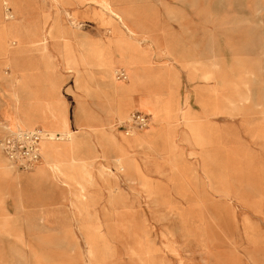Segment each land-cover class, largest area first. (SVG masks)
Wrapping results in <instances>:
<instances>
[{
    "label": "rangeland",
    "instance_id": "rangeland-1",
    "mask_svg": "<svg viewBox=\"0 0 264 264\" xmlns=\"http://www.w3.org/2000/svg\"><path fill=\"white\" fill-rule=\"evenodd\" d=\"M109 1L135 35L97 0H0L11 84L35 62L73 119L54 124L50 93L13 92L0 138L44 139L30 170L0 148V264H264V0ZM71 138L79 152L57 154Z\"/></svg>",
    "mask_w": 264,
    "mask_h": 264
},
{
    "label": "crops",
    "instance_id": "crops-1",
    "mask_svg": "<svg viewBox=\"0 0 264 264\" xmlns=\"http://www.w3.org/2000/svg\"><path fill=\"white\" fill-rule=\"evenodd\" d=\"M19 1H21L23 4L25 2V0H19ZM6 12H7V14L10 13V11L8 9L5 10L3 13H6ZM120 13L122 14L121 11H120ZM10 18L11 17H8V19H10ZM19 18H22V17H19ZM76 20H77V18H76ZM124 23H125V25H130V24H132V25L136 24L137 25L138 22L137 21L136 22H132V21L127 22L126 21ZM130 40H129L130 42H132V40H135V42L137 41L134 38H132ZM153 40H155V39H153ZM104 41H105V39H104ZM126 42H127V38H126ZM26 53L27 52H23L22 53V59H26V57H31L30 55L26 56ZM4 59H5L4 56H0V69H1L2 66H4ZM24 61H26V60H24ZM27 63L31 64V67H32V68H30L31 70H29V71L27 70L25 72H22V74L16 75L15 76L16 82L13 83V84H11V81L9 80L10 77H9V73L8 72H9L10 68H7V67L4 66L7 69L6 71L3 70V73L5 72L6 76L5 77L3 76L4 78L0 76V79H3V80L6 81L4 85H2V83H0V99L3 102V105L0 106V118L3 119L2 121L3 122L6 121V122L12 123L14 121V119H15V116H16V113H17V108H16V105H15V98H14V94H13L15 89H17L18 91H21L22 89L28 88V89H33V90H36V91H42V92H45V93L54 94V97H55V99L58 102V103L56 102L57 108L60 109L64 114H66L67 119H68L69 124H70L71 120H73V119L69 118L68 113H67L66 108H65L64 101H63L64 99H62V95L60 96V93H58L60 84L57 83L58 84L57 85L56 83L53 84L52 82H47L48 81L47 71L44 72L43 69H41L42 67L38 66V64H36L33 61L27 60ZM45 68H48V67H45ZM3 73H0V75H2ZM70 73L74 77V71L71 70ZM76 85H77V83H76ZM4 94L6 95V101L1 96V95H4ZM157 105H158V103H157ZM164 107H165V103H164ZM122 110H124V109H122L120 107V112L119 113H121ZM127 110L128 109H125V112ZM159 110H160V108H159ZM160 113H162V116H163L164 108H163L162 111H160ZM4 114L6 115V117H5ZM35 122H36V124H40L41 120H36ZM70 126H71V124H70ZM29 129H40L41 130L42 128L38 127V126H34L32 128H29ZM6 133L7 132H5V134ZM149 133H150V131L148 133L140 135V136L141 137H148ZM57 135H59V134H57ZM34 167H36V165ZM77 167H80V166L77 165L73 169L65 171L60 176V177H62V180H63L64 183L67 184L69 181H71V178L73 177L74 169H76ZM34 170H35V168H34ZM50 176L51 175L49 174V172L47 170L40 169V170H38V174L37 175L28 178L27 181L34 182V181H37V180H40V179L49 178ZM60 177H57V178H60Z\"/></svg>",
    "mask_w": 264,
    "mask_h": 264
},
{
    "label": "built area",
    "instance_id": "built-area-1",
    "mask_svg": "<svg viewBox=\"0 0 264 264\" xmlns=\"http://www.w3.org/2000/svg\"><path fill=\"white\" fill-rule=\"evenodd\" d=\"M120 76L123 74L120 73ZM129 122L142 128L147 125L148 117L142 113H134ZM43 139L44 135L40 129H16L0 138V148L12 165L22 170H30L41 160Z\"/></svg>",
    "mask_w": 264,
    "mask_h": 264
},
{
    "label": "bare ground",
    "instance_id": "bare-ground-1",
    "mask_svg": "<svg viewBox=\"0 0 264 264\" xmlns=\"http://www.w3.org/2000/svg\"><path fill=\"white\" fill-rule=\"evenodd\" d=\"M97 2H99L100 3V5L104 8V7H106L107 9H108V11H109V13L111 14V15H114V16H116V18L118 19V20H120V21H122V17H121V15H120V13L118 12V11H115V10H113V8H111L110 7V1L109 0H97ZM20 4H16V6H17V8H20L21 6H19ZM101 9V8H100ZM104 12V11H103ZM12 16V15H11ZM2 17H3V15H2ZM49 17V16H48ZM0 20H3V19H0ZM58 20V19H57ZM5 23V22H4ZM122 23H123V25L125 26V29L128 31V32H130L131 33V35H135L136 33L134 32V29L133 28H131L130 26H128V25H125V23L122 21ZM6 26V25H5ZM52 31V30H51ZM5 32V31H4ZM13 32V31H12ZM43 34H42V38H41V40L40 41H42V40H46V33L45 32H42ZM34 35H32V37H34L33 39L32 38H30V40L34 43V44H37L38 43V38L36 39V37H35V33H33ZM38 34H39V32H38ZM38 34L36 35V36H38ZM31 35V34H30ZM50 35V34H49ZM8 36V35H7ZM48 36V35H47ZM126 36V35H125ZM131 38H136V37H131ZM10 39V38H9ZM14 39V38H13ZM23 40H24V38H23ZM7 41V40H6ZM109 41H110V39H109ZM26 42V41H25ZM4 43H6L5 41H4ZM22 43V42H21ZM1 44V43H0ZM30 44V43H29ZM22 47V46H21ZM43 47V46H42ZM64 48H66V44L64 43L63 44V48H62V51L61 52H63V50H65ZM71 48V47H70ZM38 50V49H37ZM39 51V50H38ZM47 51V50H46ZM18 52V51H17ZM40 53H44V50H42V51H39ZM2 53V52H1ZM22 53V52H21ZM90 55V54H89ZM49 56V55H48ZM67 56V55H66ZM65 56V57H66ZM69 59V58H68ZM67 59V60H68ZM84 59V58H83ZM50 60V59H49ZM52 60V59H51ZM66 60V61H67ZM99 60V59H98ZM86 62V61H85ZM83 63V62H82ZM86 65H87V63H85ZM91 64H93V62L91 61ZM100 64V63H99ZM102 65H103V63H101ZM70 65V64H69ZM89 65V64H88ZM99 66V65H98ZM106 66V65H105ZM45 67H47V66H45ZM86 68V67H85ZM105 70V69H104ZM98 76V75H97ZM204 78H208L210 75L209 74H205L204 73ZM99 77H101V76H99ZM104 78V77H103ZM86 80V79H85ZM88 83V82H87ZM115 83V82H114ZM116 87V86H115ZM127 93V92H126ZM50 97H49V99L50 100H48L47 102H46V108H47V110L48 111H50V112H52L53 114H54V124L55 125H57V126H61V127H66V126H68V123H69V121H68V119H67V117L63 114V112L60 110V109H58L57 108V104H56V102H57V100L55 99V97H54V94H52V93H50ZM38 97H39V95H37ZM243 96V95H242ZM36 97V96H35ZM37 97V98H38ZM41 98V97H40ZM42 98H45V97H42ZM244 98V97H243ZM39 100H41V99H39ZM59 100V99H58ZM31 101V100H30ZM58 103V102H57ZM30 108V107H29ZM33 109H34V107H33ZM33 109H31V111L33 110ZM26 110V109H25ZM30 110V109H29ZM44 110V109H43ZM42 110V111H43ZM31 111H29L30 112V114H32L31 113ZM28 112V111H27ZM41 112V111H40ZM25 111L22 113L24 116H25ZM27 114V113H26ZM29 114V113H28ZM35 114V113H34ZM33 115V114H32ZM32 115L31 116H26L27 118H29V117H32ZM39 116V115H38ZM53 117V116H52ZM24 118V117H23ZM40 118V117H39ZM46 122H48V121H46ZM50 122V121H49ZM52 122V121H51ZM53 130V129H52ZM55 131V130H54ZM68 132H70V131H68ZM50 134V133H49ZM53 135H54V133H52ZM52 136V135H51ZM50 136V137H51ZM128 136V135H127ZM126 136V140L128 139V140H130V137H127ZM66 137V136H65ZM69 137H70V135H69ZM2 138V137H1ZM52 138H53V136H52ZM46 140V139H45ZM49 140V139H48ZM48 140H46V141H48ZM64 140H66V139H64ZM128 140H127V142H128ZM52 142V141H51ZM130 142V141H129ZM43 143H44V141H43ZM79 144H80V142L78 143V141L75 139V138H71V140H70V142L68 143V144H66V145H64V146H62V147H60V149L59 148H57L56 147V149H55V151H56V153L58 154V153H60L61 151H59V150H61V149H68V148H73L74 149V153H78L79 152ZM54 147V146H53ZM81 148V147H80ZM68 151H69V149H68ZM42 152H43V148H42V142H41V154H42ZM63 152V151H62ZM63 154V153H62ZM65 154V153H64ZM64 154H63V156H64ZM69 155H70V152H69ZM76 155V154H75ZM70 157V156H69ZM65 158V157H64ZM63 158V159H64ZM66 159H67V157H66ZM41 160H42V157H41ZM40 160V161H41ZM39 161V162H40ZM63 161V160H62ZM71 161V160H70ZM80 161V160H79ZM3 162H5V158L3 157V156H1L0 155V163H3ZM38 162V163H39ZM66 162V161H65ZM73 162V161H72ZM84 162V161H83ZM61 163V162H60ZM63 163V162H62ZM79 163V162H78ZM67 164V163H66ZM79 166L80 167H84V164H79ZM67 167H70V166H68L67 165ZM68 169V168H67ZM57 170V169H56ZM66 170V169H65ZM64 170V171H65ZM58 171V170H57ZM60 173V172H59ZM62 174H63V171H62ZM89 177H90V174H89Z\"/></svg>",
    "mask_w": 264,
    "mask_h": 264
}]
</instances>
